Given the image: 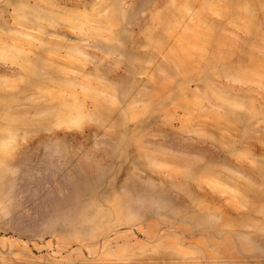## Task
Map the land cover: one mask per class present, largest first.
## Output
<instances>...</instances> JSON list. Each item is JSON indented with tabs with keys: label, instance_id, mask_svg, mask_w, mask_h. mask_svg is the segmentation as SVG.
I'll return each instance as SVG.
<instances>
[{
	"label": "rangeland",
	"instance_id": "obj_1",
	"mask_svg": "<svg viewBox=\"0 0 264 264\" xmlns=\"http://www.w3.org/2000/svg\"><path fill=\"white\" fill-rule=\"evenodd\" d=\"M0 264H264V0H0Z\"/></svg>",
	"mask_w": 264,
	"mask_h": 264
},
{
	"label": "bare ground",
	"instance_id": "obj_2",
	"mask_svg": "<svg viewBox=\"0 0 264 264\" xmlns=\"http://www.w3.org/2000/svg\"><path fill=\"white\" fill-rule=\"evenodd\" d=\"M78 197L79 192H75L71 198H65L61 201H58V203L53 206L55 218L57 222H60V227L57 229L62 230V224L64 226H68V229L73 224H77L78 227L85 226L86 228H89L88 222L97 217H86V211L88 208L85 205L79 204ZM74 235L78 236L80 235V232L77 231L74 233Z\"/></svg>",
	"mask_w": 264,
	"mask_h": 264
}]
</instances>
